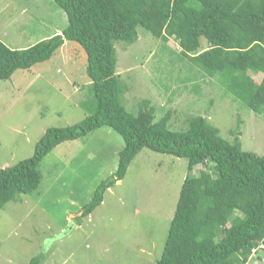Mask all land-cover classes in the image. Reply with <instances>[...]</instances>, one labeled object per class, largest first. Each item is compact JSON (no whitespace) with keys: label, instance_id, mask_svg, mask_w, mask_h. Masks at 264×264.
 <instances>
[{"label":"rangeland","instance_id":"obj_1","mask_svg":"<svg viewBox=\"0 0 264 264\" xmlns=\"http://www.w3.org/2000/svg\"><path fill=\"white\" fill-rule=\"evenodd\" d=\"M66 23L52 0H0V41L11 49L60 34ZM137 37L130 45L114 43L127 112L135 114L139 102L148 101L155 120L170 113L171 131H184L189 118L202 116L225 141L237 138L242 151L264 156L263 115L182 59L175 39L164 42L142 28ZM207 47L201 38L200 50ZM90 89L85 52L73 42L0 80V168L31 157L47 129L76 125L90 114ZM122 147L118 134L101 127L44 156L37 189L0 211V264H28L35 257L40 264H156L188 174L185 159L141 150L99 206L79 217L116 170ZM204 169L197 166L193 175ZM247 264H264V247Z\"/></svg>","mask_w":264,"mask_h":264},{"label":"trees","instance_id":"obj_2","mask_svg":"<svg viewBox=\"0 0 264 264\" xmlns=\"http://www.w3.org/2000/svg\"><path fill=\"white\" fill-rule=\"evenodd\" d=\"M52 1L64 12L66 27L25 49L0 41V80L49 60L66 42L76 43L86 55L90 114L76 125L47 129L31 157L0 168V211L17 195L37 189L39 164L56 146L107 127L123 142L117 168L79 217L99 206L141 150L185 159L188 174L156 264H247L264 247V156L242 151L237 138L225 141L202 116L189 118L184 131H171L170 113L155 120L148 101L139 102L135 114L127 112L122 104L127 87L116 74L114 43H135L137 28L164 42L173 38L182 59L264 116V0ZM201 38L208 44L202 50ZM255 74L262 75L259 81ZM197 166L205 169L193 175ZM40 261L35 257L28 264Z\"/></svg>","mask_w":264,"mask_h":264},{"label":"clouds","instance_id":"obj_3","mask_svg":"<svg viewBox=\"0 0 264 264\" xmlns=\"http://www.w3.org/2000/svg\"><path fill=\"white\" fill-rule=\"evenodd\" d=\"M260 248H263V247L261 246ZM260 248H259V249H260Z\"/></svg>","mask_w":264,"mask_h":264}]
</instances>
